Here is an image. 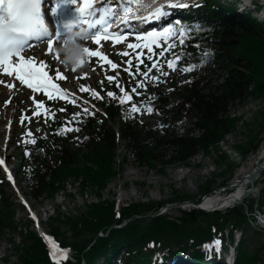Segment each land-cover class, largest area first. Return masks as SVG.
Returning a JSON list of instances; mask_svg holds the SVG:
<instances>
[{
  "label": "trees",
  "instance_id": "16d2710c",
  "mask_svg": "<svg viewBox=\"0 0 264 264\" xmlns=\"http://www.w3.org/2000/svg\"><path fill=\"white\" fill-rule=\"evenodd\" d=\"M230 11L211 2L197 11L199 22L190 26L193 31L186 37L181 61L198 68L191 84L183 88L172 84L173 95L180 99L178 105L169 107L164 91H157L154 106L160 129L152 130L139 126L136 120H129L128 104L121 105L107 97L102 103L106 117L100 116L97 125L91 115H84L82 120L77 118L88 128L84 151L81 147L72 149V139L62 133L61 125L57 124H52L49 138L40 142L38 148H30L35 162L32 172L35 199L42 196L52 199L65 190L67 181L74 180L79 181L81 194L88 190L99 200L86 204L85 212L78 217L61 219L57 211L56 218L48 224L49 233L59 245L73 251V260H65L62 264H93L98 257L114 254L120 248H125L123 261L130 264H149L156 253L162 257L190 253L193 261L200 260L203 257L199 254L200 245L215 236H223L225 228L233 237L249 221L254 207H262L259 198H254L223 213L206 214L191 209L180 210L176 218L168 215L150 218L164 201L119 205L113 197L101 200L103 191L119 177L118 140L124 143L137 164L163 174L168 165L187 166L199 152L209 156L225 136L235 131L241 118L231 116L230 106L244 105L249 98H264V29L255 21ZM196 42L199 47H193ZM201 59L205 61L203 64ZM222 75L225 77L219 82ZM121 112L124 120L119 121ZM259 117L258 126L263 129L264 108ZM54 128L58 131L53 132ZM257 134L258 131L250 128L245 142L235 146L242 158L259 146L261 140ZM215 157L219 165L228 161L224 152L216 151ZM22 161L23 157L18 155V167ZM227 166L232 169L229 164ZM213 184L212 178L200 184V194L214 190ZM186 200H189L187 195L175 190L169 202ZM14 214L11 204L1 197L0 189V239L5 229L15 228ZM125 221L129 222L122 226ZM61 224L70 231L71 242L62 233ZM28 226L27 223L25 229L19 231L20 239L14 246L16 252H21V264H56L39 237L27 231ZM235 264H264V257L260 249L246 252L241 240Z\"/></svg>",
  "mask_w": 264,
  "mask_h": 264
},
{
  "label": "snow or ice",
  "instance_id": "6c2138e0",
  "mask_svg": "<svg viewBox=\"0 0 264 264\" xmlns=\"http://www.w3.org/2000/svg\"><path fill=\"white\" fill-rule=\"evenodd\" d=\"M42 2L43 0H0V84H6L9 89L27 86L33 93H43L42 97L30 95L29 98L33 101L34 107L29 105V108L32 109L30 114L27 110H22L21 123L25 119L32 123L31 117H37V125L40 123L39 118L41 116L44 118V123H48L49 119L55 120L58 118L50 110V106L46 104L43 97H47L48 100H64L80 108V111L71 114V120L68 117H64L66 123L61 126L64 130L79 131L78 127L74 128L71 126L72 121L79 122L77 118L82 120L84 115H95V111H91L86 106L91 104V101L84 100L82 97L78 100L75 93L69 94L68 89L62 88L57 83L58 80L68 79L59 64L64 63L67 65L68 59L73 56L79 65H83L86 60H91V58H97L95 63L91 65L93 71L96 70V64L106 65L105 79L109 84L115 82V86L118 88V92L111 89L105 91L104 82L101 80L98 81L102 86L100 90L81 83L79 92H87L92 98L101 100L106 95L121 105L128 104L133 112H140L143 106L144 111L148 114H151L154 110L151 104L144 105L143 102L140 104L131 102L133 94L144 95V93L138 92V89H144L147 92L149 83L158 85L161 82H166L161 81V76L167 77L170 73L164 70V65L167 66V69L173 71L179 69L185 72L191 71L196 67L194 64L185 63L181 68L177 62L182 57L173 52L170 58L163 60H153V56L149 55L147 59L152 61L151 65L147 70H141L140 63H143L141 59L143 54L138 52L135 57L138 61L136 72L143 79L136 78L134 85L129 90L126 86L121 85L118 79L120 76L119 72H116L115 75L108 74V70H116L123 67V65L111 59L100 47L102 41L105 42V45H107V42H111V46L123 44L126 47L119 50L118 55L128 57L130 55L129 49L134 50L141 47L154 54L152 45L157 44L161 48L159 56L163 57L165 51H170L177 46V43L182 47L187 42L186 37L190 36L193 29L190 26H179L182 22L177 20L175 24L169 23L160 30L152 29L148 31L142 26L137 27L131 24L130 21L138 19L140 24L143 25L145 21L166 17L169 14L167 9L186 7V4L176 3L175 0H164L163 3H157V0H148L147 4H142L141 0H109L107 6L96 7L99 0H55V4L51 8V13L55 18V32L53 33L49 24L45 21ZM153 4L156 6L153 7ZM71 5L76 6L70 8ZM141 7L151 10L145 16H137L136 13ZM97 14H99L98 18ZM121 24L131 30L122 31ZM80 25H86L87 27L74 32V27H79ZM81 33H83V39H91L92 46L81 45L78 42L77 37H80ZM130 37H135V41H143V43L133 42ZM158 37L169 38L166 46L158 44ZM30 41H36L37 43L46 42L47 49L45 52L47 53L53 52L54 41H62L63 48L60 51L65 53V57L61 60L60 51H57L54 57L57 60L55 67L46 59H40L37 63L34 55L24 54L26 49L33 47L29 43ZM193 47H199L198 42L194 43ZM207 55L208 53L205 52L204 56ZM204 62V59L200 60L201 64ZM123 64L129 66L123 67V70L131 75L132 59L125 60ZM153 69H156L160 75H149ZM72 71L76 72L75 66ZM80 75L86 77L89 73L82 72ZM5 77H14L16 81H19V85L8 83ZM102 92L104 95H102ZM95 107V104H91L92 109H95ZM56 111L66 112L67 109L60 107ZM37 131H39V127H37ZM26 135L32 136L31 129L28 130ZM31 142L35 143V140L33 139ZM25 154H29L27 149H25ZM0 165H4L8 179L13 180L3 158H0ZM68 251V249H62L59 253L50 251L49 255L54 262H58L61 257L66 259L65 254Z\"/></svg>",
  "mask_w": 264,
  "mask_h": 264
},
{
  "label": "rangeland",
  "instance_id": "374dc122",
  "mask_svg": "<svg viewBox=\"0 0 264 264\" xmlns=\"http://www.w3.org/2000/svg\"><path fill=\"white\" fill-rule=\"evenodd\" d=\"M170 51L167 54L172 53ZM44 57L46 61L51 62L53 67L57 65L56 60L53 58ZM35 58L36 61H39L40 57L36 56ZM71 65L72 62L70 60H68L67 65L64 63L59 64L61 70H64L68 77L63 82L64 86L70 91H79L81 83L100 90L102 86L98 81H106L105 71L96 68L97 66H95V71H93L92 67L84 69L82 72H88L89 75L80 81V74L82 72L72 75L69 72ZM108 74L111 75L110 72ZM28 98L27 93L25 94L18 89L9 91L0 89V149L2 150V148L6 147L5 155L13 157L17 152L22 151L17 146L23 137H27L26 133L29 129L32 131V136H28L31 141L34 139L37 142L40 137H47L48 135L45 123L41 120L39 125L36 123L37 119L33 120V118H31L32 123H29L28 119H25L21 123L20 117L22 112L20 111L26 109L29 112L32 111L29 108V105L32 104L28 101ZM177 103H179V100L175 96L169 95L168 104L176 105ZM263 108L264 99L256 100L251 98L247 99L243 106L237 104L230 106V114L241 118V122L236 125L235 131L225 136L223 141L218 144L216 150H212L209 156L202 155L199 152L188 161L187 166L168 165L163 174L157 172V170H151L145 165L137 164L126 150L124 143L118 140L116 142V163L120 170L119 177L113 180L106 190L103 191L101 200H109L113 197V199L126 204L156 203L158 201L170 203L169 201L173 199L175 190H177L187 195L190 200L196 201L200 198L199 185L211 178L214 180V187H218L223 182L228 181L227 188H230V183L242 176L240 174L242 170L252 171L261 163L260 157L264 154V128H259L258 123L261 122L259 113ZM60 117L64 118L66 116ZM142 123L148 124L149 128H156V114H143ZM37 127H39V131H37ZM250 128L258 131L259 135L257 134V138L261 142L254 152H250L245 158H242L241 154L235 149V146L242 145L245 142ZM216 151L220 153L224 152L227 155L228 161L226 163L223 162L221 165L216 163ZM228 164L232 166V169L228 168ZM13 167L15 168L22 193L26 196L29 205L41 221L40 230H49L48 224L51 219L56 218L57 211L62 215L61 219L62 217L65 218V216L78 217L81 213L85 212L86 204L94 203L98 200L88 190L86 193L81 194L79 192V185L73 180L67 181L64 192L58 193L53 199L49 200L44 196L35 199L31 194V184H33V181L27 178L25 181H22L21 179L24 177L23 172L15 165ZM179 172H183V174L178 175ZM261 174L255 178L254 191L249 194V197L247 196L246 200L250 201L251 199L259 198L262 204L261 210L264 211V176H261ZM3 192L15 211V228L3 231L0 239V264H18V253H16L14 246L19 242L20 237L18 232L24 230L27 218L24 210L15 202V198L10 194L9 188H4ZM177 205H168L167 215L169 217L176 218L180 216V207H175ZM250 221H247L242 226V232L239 233L240 240L243 241V249L249 253L260 249V254L264 257V231L263 229L259 230L257 224ZM59 226L65 238L71 242L72 236L70 231L62 224ZM27 231L35 230L29 226ZM239 235L237 234L236 237ZM4 259H8L9 263H5Z\"/></svg>",
  "mask_w": 264,
  "mask_h": 264
},
{
  "label": "bare ground",
  "instance_id": "6f19581e",
  "mask_svg": "<svg viewBox=\"0 0 264 264\" xmlns=\"http://www.w3.org/2000/svg\"><path fill=\"white\" fill-rule=\"evenodd\" d=\"M260 159H261L260 164L264 163V154L261 155ZM252 171H249V170L241 171L240 174H242V176L234 180L233 184L231 185L232 190L229 196L221 198L219 197L218 193H216V195L213 194L211 196H207L202 201L203 202L202 207L203 208H212V207L218 208V207L228 206L233 202L234 203L237 202L247 192V190H249V187L247 188V186L249 185V179H250ZM182 174L183 172L178 173V175H182ZM255 178L256 176L253 178V183H254Z\"/></svg>",
  "mask_w": 264,
  "mask_h": 264
},
{
  "label": "water",
  "instance_id": "95a60500",
  "mask_svg": "<svg viewBox=\"0 0 264 264\" xmlns=\"http://www.w3.org/2000/svg\"><path fill=\"white\" fill-rule=\"evenodd\" d=\"M261 171H264V163H262L260 166H258L257 168H255V169L253 170V172L251 173V176H250V179H249L250 190L247 191L242 197H245V196H246L247 194H249V192L252 190V187H253V178H254L255 176H257ZM242 197H241V198H242ZM168 207H169V206H168ZM175 207H181V208L192 207V208H196L197 205H196L195 203H193V202H184V203L178 204V205L175 206ZM156 216H157V214H155V215H150L149 217H150V218H153V217H156ZM129 221H130V220H129ZM129 221H126V222L124 223V225L127 224Z\"/></svg>",
  "mask_w": 264,
  "mask_h": 264
}]
</instances>
